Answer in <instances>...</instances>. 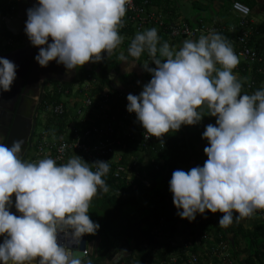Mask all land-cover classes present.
I'll list each match as a JSON object with an SVG mask.
<instances>
[{"label": "clouds", "instance_id": "1", "mask_svg": "<svg viewBox=\"0 0 264 264\" xmlns=\"http://www.w3.org/2000/svg\"><path fill=\"white\" fill-rule=\"evenodd\" d=\"M131 4L37 0L26 10L24 27L38 48L34 59L41 67L52 61L62 64L66 75L86 63L101 62L102 53L109 57L123 42L119 28ZM145 52L155 65H143L151 79L138 95H127L126 107L135 113L146 139L154 136L164 143V135L182 125L215 118L202 133L208 141L203 165L172 173L169 190L177 215L191 222L198 214L219 212L218 225L226 228L264 209V87L242 91V80L234 72L240 58L229 38L210 29L176 49L161 40L156 27L146 28L118 59L130 72ZM17 67L0 57L3 92L10 91ZM23 146L22 139L9 146L0 137V264H82L78 246L83 236L100 228L89 208L94 196L109 191L104 177L110 160L88 162L75 153L64 163L51 156L29 161ZM13 206L19 214L11 211ZM125 253L119 249L117 258Z\"/></svg>", "mask_w": 264, "mask_h": 264}, {"label": "trees", "instance_id": "2", "mask_svg": "<svg viewBox=\"0 0 264 264\" xmlns=\"http://www.w3.org/2000/svg\"><path fill=\"white\" fill-rule=\"evenodd\" d=\"M142 1L136 0L137 3ZM146 1L149 5L160 3V0ZM237 2L246 5L250 13L255 9V0H237ZM231 4L229 11H231ZM14 5L13 1L0 0V40L7 37L15 39L6 32L2 20L10 11V7ZM192 5L200 10L205 9V6L194 5V2ZM172 20L174 19L166 18L165 24ZM186 24L191 26V24ZM223 26L226 29L230 27L228 22ZM251 28L249 47L253 46L254 36L257 32L252 23ZM119 32L124 37L121 45L126 53L136 32L131 26L125 30H119ZM221 33L231 42L238 36V32L235 34ZM158 34L162 41L172 39L160 29ZM233 47L235 48V45ZM259 52L264 53V51ZM149 59L151 58L145 52L137 61V66L141 68L142 64ZM90 66V71L86 70L84 66L75 69L74 79L69 83H62L60 89L71 91L75 86L81 85L89 79L98 85V88H93L91 93L107 89L109 100L106 114L109 117L115 116V135L121 137V143L116 149L123 148L120 161H112L110 158L106 160H110V171L104 177L109 191L99 192L93 197L90 204V218L100 225L95 235H85L86 242L99 238L94 253L89 257L91 264L111 262L119 249L123 247H126L127 254H124L117 264H160L168 262L171 258H175V262L172 264H190L188 263L190 256L196 257V264H207L208 254L200 249V246L213 244L217 246L219 254L223 251L222 247L223 249L226 247L225 251L229 257L226 260H231L227 264H264V219L258 217L253 221L251 228H245L244 221L251 219L254 214L239 221L234 220L230 226L225 228L218 225L222 213L198 214L194 221L189 222L177 215V209L173 204V196L169 190L172 173L178 168L190 169L187 168L190 162L203 165L207 159L204 147L208 141L202 138V133L207 124L215 123V118L205 116V123L191 126L182 125L181 128L184 131L179 129L178 134L171 133L163 137L164 143H161L160 139L156 137L155 142L146 144L126 137L122 138V130L128 126L132 119L130 117L124 119L123 112L127 110V103L124 102L119 91L113 87L114 83L109 78L112 71L114 75L119 72L118 54H112L101 62H90ZM256 67L254 65L249 75L246 73L244 63L240 62L236 67V70L245 77V81L242 83L243 92L252 93L263 87L264 76L256 73ZM144 76L147 81L151 79V74L148 71H145ZM128 77L122 79L123 82L130 84L131 82L127 81ZM251 82L253 85L247 88ZM59 103H62L61 95L55 89L52 94H47L42 110L44 111L49 105ZM65 120L66 114L60 117L50 114L47 122L57 124V131L61 134L67 126ZM142 155L147 157V162L140 167L143 163ZM83 158L90 162L86 157ZM117 168H122L123 171L119 172L118 176H114ZM144 182L148 185L145 186ZM260 214L264 216V211H261ZM182 234L191 240L187 247L177 243ZM196 236H198V244L195 242ZM241 254H246L243 262L238 259Z\"/></svg>", "mask_w": 264, "mask_h": 264}, {"label": "built area", "instance_id": "3", "mask_svg": "<svg viewBox=\"0 0 264 264\" xmlns=\"http://www.w3.org/2000/svg\"><path fill=\"white\" fill-rule=\"evenodd\" d=\"M231 12H233L237 21L238 36L232 40V44L235 45V52L239 55L240 62L246 65V73L249 75L254 65H256V73L264 76V53L257 51L253 46H248V40L252 35L251 21L249 20L250 10L249 8L237 1L232 2ZM123 24L119 30H125L128 26L135 29V32L143 31L147 26L154 25L158 29L165 32L172 39H190L197 38L200 34H207L210 29H215L218 32H228L233 34V27L226 29L223 25H205V24H194L187 25L182 20H172L165 24L161 15L152 13L149 10V3L143 0L141 3H137L136 0H132L131 6L128 7L126 15L122 18ZM13 39L7 37L0 40V54L5 52L6 49L11 46ZM96 82L91 79L83 82L81 85L75 86L73 89L77 93L84 95L83 109L90 111L97 115L103 124L101 129L94 127L73 126L69 131V136L58 141H46L39 139L35 143V151L37 156L42 158L45 156H51L57 159V163H64L70 156L80 155L86 157L90 162L97 159L107 160L110 158L114 150L121 143V137L115 135V116L109 117L106 114V108L109 100L107 90L91 93L93 88L97 89ZM253 83L251 82L247 88H250ZM95 86V87H94ZM61 95L66 97L70 95L72 91L61 90L60 86H57L49 91L50 94L54 90ZM45 112L60 117L66 114L65 105L62 103L49 105L44 110ZM77 115H82L81 110L77 109ZM124 119L131 118L128 126L123 129L122 127V138H128L131 140L140 141L144 144L155 142V137L151 136L145 138V129L136 121L135 113H129L127 110L123 112ZM92 136H99V139L93 145L89 142ZM208 143V142H207ZM205 144V146L207 145ZM122 168H117L114 176H118L119 172H122ZM145 186L148 184L146 182ZM223 250V247H222ZM84 256L87 254V250L83 252ZM175 262V258H171L168 262H161L160 264H172ZM188 263L196 264V257L190 256Z\"/></svg>", "mask_w": 264, "mask_h": 264}, {"label": "crops", "instance_id": "4", "mask_svg": "<svg viewBox=\"0 0 264 264\" xmlns=\"http://www.w3.org/2000/svg\"><path fill=\"white\" fill-rule=\"evenodd\" d=\"M3 1H6V2L13 1L16 5L17 0H3ZM35 1L37 0H30V2H34V3ZM232 1L234 0H160L159 1L160 3L158 5H149V10L152 11V13L154 14L161 15L164 21L166 18H170V19L173 18V19L182 20L183 22H186L191 25L198 24V23H205L207 25H211V24L224 25L226 22H228L229 25L233 27L232 31L235 34L238 32L236 28L238 19L233 12L229 11L230 4ZM192 2H194V5L196 4L199 6H205V9L200 10L198 9V7H194L192 5ZM263 9H264V0H255V9L254 11L250 13V21L255 26V29L257 30L254 36V40H253V47L255 49H258L259 51H264V17H263V12H261ZM15 15L11 19H14ZM7 17H8V14L6 15V17L2 18L3 22H4V19H6ZM20 22H23V21H20ZM152 27H156V26L151 25V26L145 27L144 29L152 28ZM4 28H5V24H4ZM157 30L159 29L157 28ZM14 31L18 32L16 36H13L16 39L18 38V41L21 42L22 40L25 39L26 34L24 32V27L21 28V26L19 25L17 28H14ZM184 40L185 39H168L167 42L174 48L178 49L182 45V42ZM119 47L121 50L123 49L122 45H120ZM120 52H121L120 50L119 51L114 50L112 54L119 55ZM107 58L109 57L106 56V59ZM148 63H150L149 66L154 67V65L151 64V59H149L146 62V64ZM52 64L53 62H50L48 66L51 67ZM136 67L138 68L137 64L131 69L130 72H128L126 70L125 63L119 60V72L118 74L112 76L114 77V79H111L114 83L113 87L119 91L120 95L124 98L125 103H128L127 95L129 93L138 95L139 94L138 91L140 92L142 90V87L140 85L143 86L145 83L148 82L145 79V76L143 75L144 74L143 72L145 71L144 70L142 71V68L140 67L138 68L139 69L138 70ZM58 68L59 70L66 71L62 64H60ZM234 72L238 73V78L243 80L242 81L243 83L245 81V77H243L240 74V72L236 70V68L234 69ZM127 76H129L127 81L129 83L131 82L130 84L125 83V81L123 82V79ZM116 81H119V84H117ZM138 87H141V88H138ZM263 87H264V84H263ZM71 91L72 92L70 93V95L66 97H61V102L65 105V110H66V120L65 121L67 125L64 128L63 132L61 134L58 133L57 124L47 122V119L49 118L50 114L42 110L40 113L42 114V121L40 122V120H38L39 123L36 127V140H34L33 146L29 150V152L26 154L25 159L29 161H37L40 158H42L41 156H37L36 151L34 150L35 142L39 140V138L44 139L46 141H58L60 139L68 137L70 129L73 126L75 127L76 125L77 126L83 125L84 127H94L97 129H101L103 122L97 118V115H94V113H91L90 111L88 112L83 109V100L85 98L84 95L81 94L80 92L77 93L74 89H72ZM78 108L82 112V115L80 117L77 115ZM200 124H202V122H200ZM180 131H184V129L180 128ZM171 133L178 134L179 132L172 131V132L165 134L164 137L170 135ZM98 139H99V136H92L91 141L89 143L93 145L94 143H96ZM118 151L121 152L120 153L121 155L118 154ZM118 155L119 157L115 159V156H118ZM122 155H123V148L115 149L113 155L110 157V160L120 161ZM195 165H196L195 162H190L187 165V168H192ZM126 173H127V170H126ZM1 237L2 236H0V238ZM197 239L195 240V242L198 244ZM179 240H181V236L178 239V241ZM190 242H191L190 239L185 240V242L182 245L184 247H187L190 245ZM98 243H99L98 237L90 242H86L87 254L86 256L82 258V264H88V262L90 261L89 257L94 253ZM200 249L203 250L206 248H204L203 246H200ZM126 254L127 253H125V255ZM238 259L241 262V259L239 257Z\"/></svg>", "mask_w": 264, "mask_h": 264}, {"label": "water", "instance_id": "5", "mask_svg": "<svg viewBox=\"0 0 264 264\" xmlns=\"http://www.w3.org/2000/svg\"><path fill=\"white\" fill-rule=\"evenodd\" d=\"M37 1H35L36 3ZM34 2L30 0H17L15 8V18H6L4 19V24L6 31L9 32L12 36H16L18 32L14 31V28H17L20 21H25L27 19L26 10L31 7ZM29 44V43H28ZM38 54V48L34 46L24 45L22 48L15 49L7 54L0 55V57H5L13 61L17 67V77L11 86L10 91L3 92L0 90V137H3V142L11 145L12 141L17 139H22L24 141L23 146V156L26 157V154L32 148L31 137L34 132L36 125V118L30 117V114L27 113L22 105V102L26 100V96L29 93V84L32 81L37 80L38 71H40V65L36 62L34 57ZM103 54V53H102ZM54 66H60L55 61L52 64V67H41L45 72L52 73ZM86 70L90 71L91 66L90 62L84 65ZM75 72L69 74L68 77L60 71L59 76L56 78L57 81L62 83H69L74 79ZM114 75L112 74L110 77ZM5 102L6 105L2 103ZM13 202H15V195L13 194ZM11 211L16 213V209L13 206ZM19 214V213H16ZM3 237L0 238L2 242ZM61 242L67 243L63 237H61ZM86 249V239L85 236L82 237L81 243L78 246V255L81 259L84 257L83 252ZM123 249H126L124 247ZM123 255L117 258V255L113 260L108 264H117L118 261L122 259Z\"/></svg>", "mask_w": 264, "mask_h": 264}, {"label": "flooded vegetation", "instance_id": "6", "mask_svg": "<svg viewBox=\"0 0 264 264\" xmlns=\"http://www.w3.org/2000/svg\"><path fill=\"white\" fill-rule=\"evenodd\" d=\"M15 4V3H14ZM15 8L16 5L10 7V11L8 12V17L7 18H13L15 15ZM12 15V16H10ZM26 21V20H25ZM25 21L23 23H20L21 28L25 27ZM51 40V38H49ZM22 43V44H21ZM29 43V44H28ZM24 45H29L32 46L30 41L28 40L27 36L25 37L24 40L21 42L18 41V38L13 39V43L11 46H9L5 52L1 53L0 55H4L8 52H11V50H15L18 48L24 47ZM104 59H106L107 54L103 53ZM54 62V61H52ZM52 67V66H51ZM56 69H54V72L48 73L45 72L41 67L40 71H38L37 74V80L30 82L28 86L29 93L26 96V100L22 102L24 110L30 114V117H35L36 118V125L34 128V132L31 137V144L33 146L34 140H36V127L39 123V116L42 111V107L45 103V100L47 98L48 92L62 84V82H59L56 80V78L59 76V72L62 70H59L58 66H54ZM65 74V71H62ZM75 72V70H74ZM66 75V74H65ZM66 75V77H68ZM75 76V75H74ZM6 101H4L2 104H5Z\"/></svg>", "mask_w": 264, "mask_h": 264}, {"label": "rangeland", "instance_id": "7", "mask_svg": "<svg viewBox=\"0 0 264 264\" xmlns=\"http://www.w3.org/2000/svg\"><path fill=\"white\" fill-rule=\"evenodd\" d=\"M261 12H263V17H264V9L261 11ZM116 51H122L121 49H120V47L118 46L116 49H115ZM144 64H146V63H143L142 64V66H141V68H142V71L144 70V71H146V69L143 67V65ZM155 66V65H154ZM137 68V67H136ZM139 68V67H138ZM137 68V69H138ZM139 70V69H138ZM143 73H145V72H143ZM144 75V74H143ZM144 81V80H143ZM243 81V80H242ZM141 87H142V85H140ZM141 87H138V88H141ZM138 93H139V91H138ZM39 120H40V122L42 121V114H40V117H39ZM202 123H205V120H204V118L202 119V121H201ZM38 129V128H37ZM55 138V137H54ZM121 152L120 151H118V154L119 155H121L120 154ZM119 155L118 156H115V159H117L118 157H119ZM142 157H143V163L141 164V166L140 167H142V166H144L145 164H146V162H147V157L145 156V155H142ZM114 158V157H113ZM137 171V170H136ZM261 211H264V209H257V212L255 213V215L250 219V220H248V221H244V227L245 228H251L252 227V224H253V221L254 220H256L258 217H260L261 219H264V216H262L260 213H261ZM198 238V236H196V238H195V240ZM189 238L186 236V235H181V240H179V241H177V243L178 244H183L184 242H185V240H188ZM204 248H206V249H203L204 251H205V253L206 254H208V262H207V264H227V262L229 263V261L231 262V260H226V259H229V257H227L228 256V254H227V252L225 251L226 250V247L223 249V251H222V253L221 254H219L218 253V251H217V246H214V244L213 245H210V246H203ZM246 255V254H245ZM245 255H243V254H241V255H239L238 257L241 259V261L243 262V258H244V256ZM123 256H124V254H123ZM227 257V258H226Z\"/></svg>", "mask_w": 264, "mask_h": 264}]
</instances>
